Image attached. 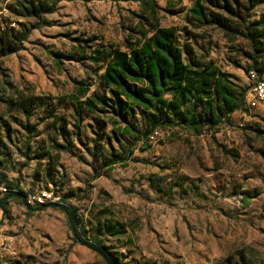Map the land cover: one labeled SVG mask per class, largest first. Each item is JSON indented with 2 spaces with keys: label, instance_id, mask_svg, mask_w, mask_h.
Listing matches in <instances>:
<instances>
[{
  "label": "rangeland",
  "instance_id": "obj_1",
  "mask_svg": "<svg viewBox=\"0 0 264 264\" xmlns=\"http://www.w3.org/2000/svg\"><path fill=\"white\" fill-rule=\"evenodd\" d=\"M154 1L156 12L135 0H74L40 21L20 19V27L39 28L23 51L0 59L1 187L19 186L26 197L52 191L75 211L85 237L118 264H264V102H249V63L241 55L248 44L188 23L196 0ZM234 6L244 14L242 0ZM261 16L264 6L249 20ZM14 20L1 18L0 27ZM153 26L175 27L185 56L212 62L245 88L244 110L216 131L164 128L152 142L147 112L135 106L117 125L110 114L82 108L77 129L80 103L66 100L76 95L74 83H83L85 97L110 95L101 78L106 64L82 58L96 49L126 51ZM12 104H26L31 117ZM125 124L139 139L120 133ZM1 219L0 264H106L73 241L58 210L31 212L13 198Z\"/></svg>",
  "mask_w": 264,
  "mask_h": 264
},
{
  "label": "trees",
  "instance_id": "obj_2",
  "mask_svg": "<svg viewBox=\"0 0 264 264\" xmlns=\"http://www.w3.org/2000/svg\"><path fill=\"white\" fill-rule=\"evenodd\" d=\"M74 0H7L5 9L14 18V26L10 24L0 27V59L14 55L25 49L31 30L38 29L20 27V19H35L40 21L44 16L56 12L61 2ZM152 12L157 11L154 0H135ZM245 5L244 14L234 4L239 0H196L191 8L187 21L198 28L213 27L224 33L230 39L241 38L248 44V50L241 51L247 59V71L255 72L264 79V16L249 20V15L259 6H264V0H242ZM17 27H19L17 29ZM177 45V29L175 27H152L150 37H145L136 44H130L126 51L112 49L109 52L94 50L90 56L83 57L93 65L105 63L102 81L108 93L85 97L88 92L75 82L76 95L66 97V100L76 101L80 106L75 109L77 122L81 120V109L88 112L110 114L112 124L124 121V113L135 106L147 112L149 133L146 141L155 132L181 127L196 136L209 131H216L222 124L232 125L231 117L244 110L246 89L231 80V76L216 67L212 62L191 59ZM55 63L60 55L53 54ZM82 98L84 100L82 101ZM12 110H22L28 120L26 104H12ZM246 112V111H245ZM103 126V123L100 122ZM76 125V128H79ZM101 126V130L103 127ZM26 150L30 149V141L36 126L26 127ZM122 135H139L131 125L125 124L120 130ZM55 150L70 153L68 146L54 144ZM115 161V160H112ZM118 163V162H117ZM113 164H116L113 163ZM2 182L0 180V187ZM7 192L0 198V211L3 217L8 213L9 202L13 198L22 200L29 211H43L46 208L58 210L67 219L73 241L100 256L106 264H118L111 253L106 251L95 239L89 241L78 223L75 211L66 205L65 201L29 205L26 196L19 186L11 183L6 185ZM248 201V196L242 198ZM35 208H32V207ZM2 219L0 220V224Z\"/></svg>",
  "mask_w": 264,
  "mask_h": 264
},
{
  "label": "built area",
  "instance_id": "obj_3",
  "mask_svg": "<svg viewBox=\"0 0 264 264\" xmlns=\"http://www.w3.org/2000/svg\"><path fill=\"white\" fill-rule=\"evenodd\" d=\"M249 79L252 82V88L250 90V101L252 106H255L259 102H264V79H260L259 75L255 72H248ZM161 133L155 131L150 137V142L156 141L160 137ZM7 192L6 187H0V193L5 194ZM27 203L29 205H43L46 203H58L59 198L50 190L38 191L35 194L27 195Z\"/></svg>",
  "mask_w": 264,
  "mask_h": 264
},
{
  "label": "crops",
  "instance_id": "obj_4",
  "mask_svg": "<svg viewBox=\"0 0 264 264\" xmlns=\"http://www.w3.org/2000/svg\"><path fill=\"white\" fill-rule=\"evenodd\" d=\"M7 3V0L4 1V3H0V19L1 18H9L10 14L8 13V11L5 9V5ZM4 59V58H3ZM177 221V220H176ZM174 219H169V224L171 226H175V224H179V222H176Z\"/></svg>",
  "mask_w": 264,
  "mask_h": 264
}]
</instances>
